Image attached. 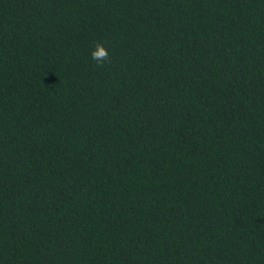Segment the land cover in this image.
Here are the masks:
<instances>
[{
  "label": "trees",
  "instance_id": "16d2710c",
  "mask_svg": "<svg viewBox=\"0 0 264 264\" xmlns=\"http://www.w3.org/2000/svg\"><path fill=\"white\" fill-rule=\"evenodd\" d=\"M0 264H264V0H0Z\"/></svg>",
  "mask_w": 264,
  "mask_h": 264
},
{
  "label": "clouds",
  "instance_id": "9594fccd",
  "mask_svg": "<svg viewBox=\"0 0 264 264\" xmlns=\"http://www.w3.org/2000/svg\"><path fill=\"white\" fill-rule=\"evenodd\" d=\"M92 59L97 65H102L105 62H110V54L105 44L96 42L94 49L91 51Z\"/></svg>",
  "mask_w": 264,
  "mask_h": 264
}]
</instances>
